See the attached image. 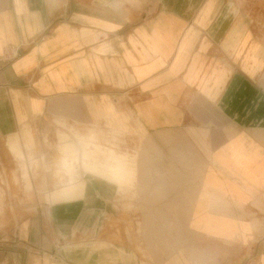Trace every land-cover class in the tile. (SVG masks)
<instances>
[{
  "label": "crops",
  "instance_id": "0c3cea01",
  "mask_svg": "<svg viewBox=\"0 0 264 264\" xmlns=\"http://www.w3.org/2000/svg\"><path fill=\"white\" fill-rule=\"evenodd\" d=\"M248 16L243 0H0V170L8 146L69 137L56 122L75 136L65 182L22 194L15 264H264V37Z\"/></svg>",
  "mask_w": 264,
  "mask_h": 264
},
{
  "label": "rangeland",
  "instance_id": "374dc122",
  "mask_svg": "<svg viewBox=\"0 0 264 264\" xmlns=\"http://www.w3.org/2000/svg\"><path fill=\"white\" fill-rule=\"evenodd\" d=\"M243 2L244 11L249 14L248 18L251 20L252 25L264 37V0H243ZM54 124L59 129L67 132L69 137H66V133L59 134L55 141L53 140V133L43 132L38 139L36 134L35 136L33 134L34 139L31 148H26L23 145V140L19 143L24 155L23 158L16 156L9 146L7 147V151L14 159L15 165L10 166L2 163L0 170V264H15L19 260L21 262L25 251L22 246L16 247L10 241L15 226H18L27 216V211L23 206L22 194L31 189L32 186L39 188L40 185L48 188L65 182L66 177L62 171L58 173L62 175L61 181L58 180L57 176L59 175L54 172L57 167L56 160L60 156L58 147L66 139L72 141L73 145L75 136L71 131L72 129L66 124L57 122ZM27 153L32 157V163L23 161L26 159ZM78 167L80 166L77 164L76 169ZM49 178L52 179L49 180ZM29 182L30 184H28ZM16 191L19 195L18 199ZM12 203H18V212L16 207H13L12 210Z\"/></svg>",
  "mask_w": 264,
  "mask_h": 264
}]
</instances>
